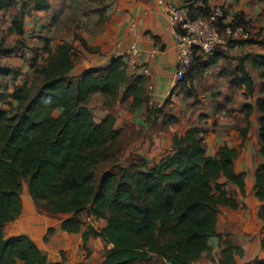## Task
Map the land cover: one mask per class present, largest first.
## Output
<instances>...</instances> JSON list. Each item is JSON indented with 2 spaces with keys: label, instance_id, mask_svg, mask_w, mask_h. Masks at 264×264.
Instances as JSON below:
<instances>
[{
  "label": "trees",
  "instance_id": "trees-1",
  "mask_svg": "<svg viewBox=\"0 0 264 264\" xmlns=\"http://www.w3.org/2000/svg\"><path fill=\"white\" fill-rule=\"evenodd\" d=\"M90 1L101 4L97 11L99 22H103L104 0ZM196 1L201 3L194 6ZM205 1L188 0L189 16L206 15L209 8ZM17 5L19 9L11 19L17 34L23 33L25 14L51 7L49 0H0V12ZM232 24L249 22L236 15ZM257 35L260 38L229 42L228 46L264 44V31ZM71 47L63 42L52 49L44 39L46 57L41 64L34 59L31 84L18 86L14 82L20 70L0 64V76H9L13 85L9 91L0 82V264H62L48 262L25 234L3 237L2 227L21 210L22 180L34 202L52 213L69 214L61 223L67 232L80 230L84 224L79 218L82 212L106 219L100 231L88 229L111 244L98 264H146L154 256L170 264H198L210 249V236H217L222 246L218 264H237L235 255H242V248L223 238L215 226L220 205L237 206L218 180L225 177L240 189L244 186L243 174L234 171L238 150L221 145L215 156L207 155L203 136L194 126L173 135L171 151L153 165L141 158L121 164L123 144L120 131L114 128V116L108 113L96 122L88 102L98 93L104 105L111 108L126 85L125 96H133V110L147 98L144 76L130 75L120 56L105 67L71 75ZM14 51V46H0V55ZM216 56L197 57L180 81L213 64ZM237 60L230 84L251 92L253 80L245 61L260 70L264 78V54H246ZM261 92L256 106L261 112L259 145L264 155V82ZM56 109L58 114H54ZM242 110L247 119L252 105L245 104ZM170 119L176 117L171 115ZM246 131L247 126L240 129L241 135ZM254 188L261 202L258 217L264 220V162L256 168ZM261 246L264 249L263 240ZM243 264H264V260L256 258Z\"/></svg>",
  "mask_w": 264,
  "mask_h": 264
},
{
  "label": "crops",
  "instance_id": "crops-1",
  "mask_svg": "<svg viewBox=\"0 0 264 264\" xmlns=\"http://www.w3.org/2000/svg\"><path fill=\"white\" fill-rule=\"evenodd\" d=\"M49 1L51 7L38 13L50 11L58 15L46 39L52 49L63 42L72 46L71 75H78L86 69L105 67L116 57L117 51L131 45L139 48V63L150 70V74L144 76L147 98L137 108L130 109L133 96H125L126 85L121 87L111 108L104 105L98 93L88 102L96 122L108 113L114 116V128L120 131L123 144L119 157L121 164L141 158L153 165L171 151L173 135H181L194 126L203 136L207 155L215 156L221 145L238 150L234 171L243 174L244 186L240 189L225 177L218 180L222 189L236 200L237 206H219L216 232L242 248V255H235L237 264L252 262L256 258L264 260V249L261 246L264 241V220L258 217L261 202L254 194L255 171L264 162L259 145L261 112L256 106V99L262 96L261 84L264 78L260 70L245 61V68L253 80L252 91L245 92L244 88L230 84V75L238 64L237 58L246 54H264V44L243 42L227 46L216 53L213 64L191 79L178 82L175 79L177 37L169 29L165 4L160 0H104L106 8L103 22H99V2ZM170 1L181 5L186 0ZM195 3L194 6H198L201 2ZM205 4L207 7L224 5V23L232 22L236 15H241L255 31H264V0H206ZM37 26H40V22ZM156 47L158 51H155ZM5 56L9 55H1L0 59L4 60ZM13 58L14 63L10 62L9 66H18L21 59ZM128 73L133 76L142 75L139 71ZM14 83L18 86L28 84L24 79H16ZM148 85L153 87L150 98L147 95ZM245 104L252 105L247 119L242 110ZM171 115L176 119L171 120ZM246 126V133L241 135L240 129ZM67 216V213L46 210L31 197L30 201L21 198L20 213L7 222L1 231L4 238L27 235L46 255L48 262L100 263L105 248L111 244H105L101 237L88 232V229L100 231L106 219H97L82 212L79 218L84 224L80 230L67 232L61 227ZM208 243L210 249L197 260L198 264H218L222 247L219 238L210 236ZM154 259L158 261L153 263ZM146 264L170 263L154 256Z\"/></svg>",
  "mask_w": 264,
  "mask_h": 264
},
{
  "label": "built area",
  "instance_id": "built-area-1",
  "mask_svg": "<svg viewBox=\"0 0 264 264\" xmlns=\"http://www.w3.org/2000/svg\"><path fill=\"white\" fill-rule=\"evenodd\" d=\"M165 4L168 15L169 29L177 37V69L176 81H180L197 57L208 59L219 50L226 48L229 42L246 41L260 38L249 24L224 23V5L209 6V12L204 16L190 17L187 1L177 5L170 0H160ZM223 24L222 28H219ZM158 51V48H155ZM125 64L128 72L134 74L139 71L143 76H148L150 70L146 65L139 63L141 52L134 45L116 52ZM147 95L152 96L153 87L148 85Z\"/></svg>",
  "mask_w": 264,
  "mask_h": 264
},
{
  "label": "rangeland",
  "instance_id": "rangeland-1",
  "mask_svg": "<svg viewBox=\"0 0 264 264\" xmlns=\"http://www.w3.org/2000/svg\"><path fill=\"white\" fill-rule=\"evenodd\" d=\"M18 9L19 6L17 5L8 7L0 12V46L15 47L14 52L7 54L9 56L3 57L4 60L0 59V64L7 61L8 63L4 62L2 64L11 65L10 62L14 63L15 60L13 57L21 59V63L18 66H14L20 70L17 80L21 81L24 79L25 82L31 84L34 79L32 63L34 62V59H36L39 64L43 63L46 53L42 50V44L44 43V39H46V35L50 31L52 23H54L55 20H58V15L55 13L51 14L50 11L38 13V11L32 10L29 14H25L23 17V33L17 34L11 24V19ZM73 18L74 17H72V20ZM39 22L40 26L38 27L37 24ZM253 31L258 33V31ZM0 82L6 84L9 87V91L13 88L10 87L12 81L9 76H0ZM4 105L5 107L8 106L6 104ZM58 112L59 110L56 109L54 114H58ZM20 197L23 198V200L26 199L27 201H30L25 180H22ZM157 261L158 259H154L153 263Z\"/></svg>",
  "mask_w": 264,
  "mask_h": 264
}]
</instances>
